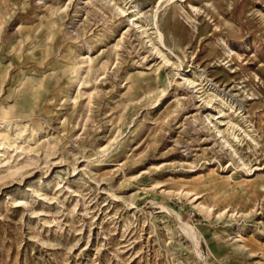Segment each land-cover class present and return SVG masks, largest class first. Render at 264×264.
<instances>
[{"label": "rangeland", "instance_id": "1", "mask_svg": "<svg viewBox=\"0 0 264 264\" xmlns=\"http://www.w3.org/2000/svg\"><path fill=\"white\" fill-rule=\"evenodd\" d=\"M0 264H264V0H0Z\"/></svg>", "mask_w": 264, "mask_h": 264}, {"label": "bare ground", "instance_id": "2", "mask_svg": "<svg viewBox=\"0 0 264 264\" xmlns=\"http://www.w3.org/2000/svg\"><path fill=\"white\" fill-rule=\"evenodd\" d=\"M166 1H173V0H166ZM134 7L136 8L137 6L134 5ZM133 7V8H134ZM159 7L160 5L158 4L156 6V10L154 12V14H152L150 17H146V20H147V25H149L150 27L146 28V29H142V32H146L147 29H152V32L150 34L153 35V37L156 39L157 43L160 45V47H162L163 49H169L165 43V40H164V34L163 32L161 31V29L159 28V25H158V21H157V12L159 10ZM132 9V12H134V16L133 18H131V22L132 24H136L137 27H141L142 25H137L138 23L136 22V15L140 13V10L139 9ZM121 10L123 12H125L126 10L121 8ZM171 50V49H169ZM160 53L163 54L162 50L159 51ZM193 233V231H191ZM194 235V233H193ZM192 236V235H191Z\"/></svg>", "mask_w": 264, "mask_h": 264}]
</instances>
